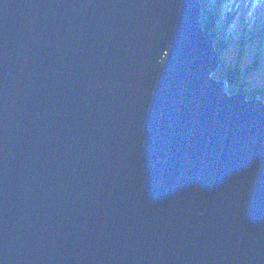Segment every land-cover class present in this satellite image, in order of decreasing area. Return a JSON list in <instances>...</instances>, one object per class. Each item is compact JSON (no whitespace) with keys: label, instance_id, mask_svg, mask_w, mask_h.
<instances>
[{"label":"water","instance_id":"obj_1","mask_svg":"<svg viewBox=\"0 0 264 264\" xmlns=\"http://www.w3.org/2000/svg\"><path fill=\"white\" fill-rule=\"evenodd\" d=\"M202 13L0 0V264H264V101Z\"/></svg>","mask_w":264,"mask_h":264},{"label":"trees","instance_id":"obj_2","mask_svg":"<svg viewBox=\"0 0 264 264\" xmlns=\"http://www.w3.org/2000/svg\"><path fill=\"white\" fill-rule=\"evenodd\" d=\"M203 7V13H202V23L205 29H207L210 33L213 34L214 37V43L217 47V50L222 54L226 48L229 46H236V48L239 50V53L243 49H245L246 43L249 44L250 48V54L253 55L254 46L257 47V51H260V53L256 52V62L262 63V54L263 49L262 48V42L264 38V23L261 19H255L253 20L252 25H247V22L245 23L244 17L236 18V12L239 13V10L237 11H224L222 12V7L226 3V0H199ZM235 10V9H234ZM222 16V17H221ZM238 21L237 23L240 25V29L236 27L235 30H229V22L231 20L235 19ZM215 22V28L213 27V23ZM220 23V24H219ZM227 23V24H226ZM224 25V26H223ZM261 31H260V29ZM256 28V29H255ZM238 32L242 33V35H239ZM261 32V33H260ZM249 36V37H248ZM239 37L242 38L239 39ZM243 38H246V41L243 40ZM248 41V42H247ZM239 44V46H237ZM242 44V48L240 47ZM257 65V64H256ZM216 75L218 77H225L229 81V88L231 85L236 84L237 77L239 74V68L238 66H232L229 64H225L223 61V64L219 67V71H217ZM231 93L234 92L233 90L230 91ZM240 92H243L244 94H247L249 98L259 95L260 98L264 100V96L262 93V89L255 88L253 90H240Z\"/></svg>","mask_w":264,"mask_h":264},{"label":"rangeland","instance_id":"obj_3","mask_svg":"<svg viewBox=\"0 0 264 264\" xmlns=\"http://www.w3.org/2000/svg\"><path fill=\"white\" fill-rule=\"evenodd\" d=\"M223 7L222 12H224ZM231 8L235 10L239 9L240 14L243 13L245 23L247 22V25H252L251 20L254 16H259L262 20H264V0H227L225 4V10H230ZM236 23V20H231V22L228 24L229 28L234 30L235 27L239 26L240 29V25H236ZM213 27L215 28V22L213 23ZM238 34L242 35L240 32H238ZM243 40L246 41V38H243ZM237 46H239V44ZM240 47L242 48V44ZM262 48H264V43L262 44ZM246 51H248V49H246ZM253 51H255V48ZM260 52L261 50L257 51V53ZM223 58L225 64L238 66L240 72L238 75V81L235 85H231L229 90L239 91L260 88L262 89L264 96V63H257L253 57L251 58V56H249L248 52H244L242 55H240L235 48H228L225 50ZM249 99L250 98L246 96V100L248 101Z\"/></svg>","mask_w":264,"mask_h":264},{"label":"clouds","instance_id":"obj_4","mask_svg":"<svg viewBox=\"0 0 264 264\" xmlns=\"http://www.w3.org/2000/svg\"><path fill=\"white\" fill-rule=\"evenodd\" d=\"M223 10L225 11V5H224V7H223ZM239 10V9H238ZM226 11H229V10H226ZM237 11V10H236ZM243 14V13H242ZM234 20H236V18L234 19ZM245 20V19H244ZM237 21V20H236ZM238 22V21H237ZM220 24V23H219ZM238 23H236V25H237ZM229 26V25H228ZM236 28V27H235ZM230 29V28H229ZM231 30V29H230ZM235 30V29H234ZM248 42V41H247ZM264 43V41L262 42V44ZM248 46V47H247ZM246 49H248V51H246V49H243L242 51H241V53H239L240 55H242L244 52H248V54H249V56H251V54H250V51H249V48H250V46H249V44L248 43H246ZM228 48H235V49H237L236 48V46H229ZM228 48H226V50L228 49ZM253 48H255V51L257 52V47L256 46H254ZM240 50V49H239ZM239 50L237 49V51L239 52ZM224 52H225V50L222 52V54H224ZM256 54V53H255ZM255 54H253V55H255ZM252 55V56H253ZM263 55L264 54H262V60L261 61H264V57H263ZM251 56V57H252ZM222 60L224 61V58H223V56H222ZM225 63V62H224ZM219 67L220 66H218V68L216 69V71H214L213 73H212V77L213 78H216L217 80H219V79H225L226 80V82H227V88H226V92L229 94V95H231V94H234V93H243V92H240V90L239 91H236V90H233L234 92H230L231 90H229V80L227 79V78H225V77H218L217 75H216V73H218L217 71L219 70ZM239 74H240V72H239ZM238 74V75H239ZM215 75V76H214ZM237 79H238V77H237ZM238 81V80H237ZM235 85V84H234ZM244 94V93H243ZM258 95V94H257ZM247 96V94L245 95V97ZM254 97V96H253ZM253 97H251V98H253ZM260 97V96H259ZM250 98V99H251ZM260 99H262V98H260ZM263 100V99H262ZM264 101V100H263Z\"/></svg>","mask_w":264,"mask_h":264},{"label":"bare ground","instance_id":"obj_5","mask_svg":"<svg viewBox=\"0 0 264 264\" xmlns=\"http://www.w3.org/2000/svg\"><path fill=\"white\" fill-rule=\"evenodd\" d=\"M227 1V0H226ZM236 11V10H234V9H232L231 8V11ZM238 14H240V12L239 13H237L236 12V18H239V17H242L243 16V14H240V15H238ZM245 15V14H244ZM244 17V16H243ZM255 19H261L259 16H254V17H252V20H251V23H253V20H255ZM262 20V19H261ZM263 21V23H264V20H262ZM245 22V21H244ZM203 28L205 29V27L203 26ZM237 28H239V26L237 27ZM256 29V28H255ZM259 29H260V27H259ZM206 31H208L207 29H205ZM260 31H261V29H260ZM209 32V31H208ZM261 33V32H260ZM212 75V74H211ZM225 92H226V90H225ZM226 94L228 95V96H230L227 92H226Z\"/></svg>","mask_w":264,"mask_h":264}]
</instances>
